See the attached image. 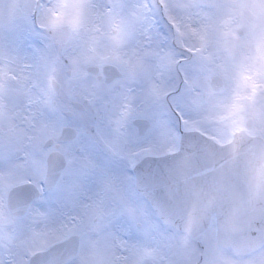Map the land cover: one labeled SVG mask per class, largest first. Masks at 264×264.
<instances>
[{"label":"snow or ice","instance_id":"obj_1","mask_svg":"<svg viewBox=\"0 0 264 264\" xmlns=\"http://www.w3.org/2000/svg\"><path fill=\"white\" fill-rule=\"evenodd\" d=\"M254 7L239 58L177 0H0V264H264Z\"/></svg>","mask_w":264,"mask_h":264},{"label":"rangeland","instance_id":"obj_2","mask_svg":"<svg viewBox=\"0 0 264 264\" xmlns=\"http://www.w3.org/2000/svg\"><path fill=\"white\" fill-rule=\"evenodd\" d=\"M178 7L189 11L193 16L207 20L214 26H222L231 22L233 35L217 41L218 45L227 49L239 58L249 54L253 31L261 28L257 18L254 0H177ZM29 29L14 33L9 39L15 46ZM240 32V34H238Z\"/></svg>","mask_w":264,"mask_h":264},{"label":"water","instance_id":"obj_3","mask_svg":"<svg viewBox=\"0 0 264 264\" xmlns=\"http://www.w3.org/2000/svg\"><path fill=\"white\" fill-rule=\"evenodd\" d=\"M238 34H240V32H238Z\"/></svg>","mask_w":264,"mask_h":264}]
</instances>
